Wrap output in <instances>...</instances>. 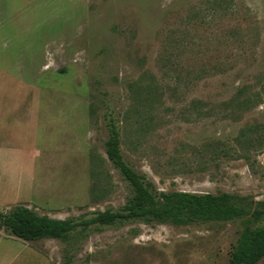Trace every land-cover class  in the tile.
Returning <instances> with one entry per match:
<instances>
[{
  "label": "rangeland",
  "instance_id": "1",
  "mask_svg": "<svg viewBox=\"0 0 264 264\" xmlns=\"http://www.w3.org/2000/svg\"><path fill=\"white\" fill-rule=\"evenodd\" d=\"M107 115L159 192L263 202L264 0H0V211L122 208ZM248 225L92 228L73 264H229ZM66 247L0 230V264H62Z\"/></svg>",
  "mask_w": 264,
  "mask_h": 264
},
{
  "label": "trees",
  "instance_id": "2",
  "mask_svg": "<svg viewBox=\"0 0 264 264\" xmlns=\"http://www.w3.org/2000/svg\"><path fill=\"white\" fill-rule=\"evenodd\" d=\"M108 139L105 151L108 160L129 184L131 194L118 209L94 212L90 217L65 220L42 216L24 205L8 212L0 211V230L27 242L58 240L67 245L62 264H73L75 251L92 228L123 225L132 221L158 222L173 226H189L208 222H228L248 218L234 248L229 264H258L264 258V201L227 193L194 194L159 192L147 177L125 160L121 149L118 123L106 116Z\"/></svg>",
  "mask_w": 264,
  "mask_h": 264
},
{
  "label": "crops",
  "instance_id": "3",
  "mask_svg": "<svg viewBox=\"0 0 264 264\" xmlns=\"http://www.w3.org/2000/svg\"><path fill=\"white\" fill-rule=\"evenodd\" d=\"M7 206H8V205H7ZM7 206H6V207H7Z\"/></svg>",
  "mask_w": 264,
  "mask_h": 264
}]
</instances>
